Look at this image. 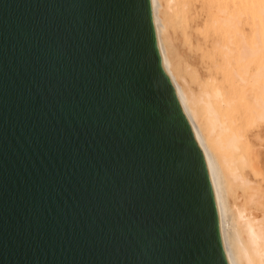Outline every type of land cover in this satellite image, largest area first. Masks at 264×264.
Instances as JSON below:
<instances>
[{"label": "water", "instance_id": "95a60500", "mask_svg": "<svg viewBox=\"0 0 264 264\" xmlns=\"http://www.w3.org/2000/svg\"><path fill=\"white\" fill-rule=\"evenodd\" d=\"M0 264H230L151 0H0Z\"/></svg>", "mask_w": 264, "mask_h": 264}, {"label": "bare ground", "instance_id": "6f19581e", "mask_svg": "<svg viewBox=\"0 0 264 264\" xmlns=\"http://www.w3.org/2000/svg\"><path fill=\"white\" fill-rule=\"evenodd\" d=\"M230 264H264V0H151Z\"/></svg>", "mask_w": 264, "mask_h": 264}]
</instances>
